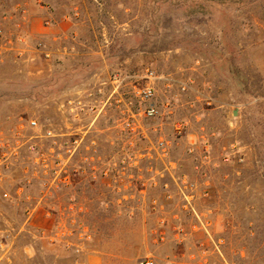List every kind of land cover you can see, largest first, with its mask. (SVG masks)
<instances>
[{"label":"rangeland","instance_id":"1","mask_svg":"<svg viewBox=\"0 0 264 264\" xmlns=\"http://www.w3.org/2000/svg\"><path fill=\"white\" fill-rule=\"evenodd\" d=\"M145 259L264 264V0H0V264Z\"/></svg>","mask_w":264,"mask_h":264},{"label":"built area","instance_id":"2","mask_svg":"<svg viewBox=\"0 0 264 264\" xmlns=\"http://www.w3.org/2000/svg\"><path fill=\"white\" fill-rule=\"evenodd\" d=\"M148 94L151 95V94H152L151 91H149ZM157 114H158V112H157V110H156L154 107H150V108H148V109L146 110V115H147L148 117H154V116H156ZM31 125H32V126H36L37 124H36V122H32ZM195 228H196V227H195ZM220 242L222 243L223 241L220 240ZM141 264H155V262H154V260H152V259H145L144 261L141 262Z\"/></svg>","mask_w":264,"mask_h":264}]
</instances>
